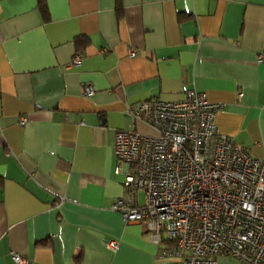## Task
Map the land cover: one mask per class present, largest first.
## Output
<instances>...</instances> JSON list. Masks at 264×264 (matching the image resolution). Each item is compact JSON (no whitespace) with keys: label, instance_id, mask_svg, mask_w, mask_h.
I'll use <instances>...</instances> for the list:
<instances>
[{"label":"crops","instance_id":"obj_1","mask_svg":"<svg viewBox=\"0 0 264 264\" xmlns=\"http://www.w3.org/2000/svg\"><path fill=\"white\" fill-rule=\"evenodd\" d=\"M39 1L0 0V264H163L110 208L124 195L115 131L153 133L127 107L192 88L264 157V0H43L47 18Z\"/></svg>","mask_w":264,"mask_h":264},{"label":"built area","instance_id":"obj_2","mask_svg":"<svg viewBox=\"0 0 264 264\" xmlns=\"http://www.w3.org/2000/svg\"><path fill=\"white\" fill-rule=\"evenodd\" d=\"M128 55L134 57L135 50ZM82 58L76 54L71 64ZM94 91L85 84L82 95ZM220 107L189 88L179 100L146 99L127 107L153 133L115 131L114 173L124 172V195L110 208L124 222L143 224L163 264H218L220 256L264 264V157L252 156L219 131ZM106 246L116 250L118 243L108 240ZM12 259L29 264L17 253Z\"/></svg>","mask_w":264,"mask_h":264},{"label":"trees","instance_id":"obj_3","mask_svg":"<svg viewBox=\"0 0 264 264\" xmlns=\"http://www.w3.org/2000/svg\"><path fill=\"white\" fill-rule=\"evenodd\" d=\"M39 7H40V11H41L43 17L47 18V9H46V5H45L43 0L39 1Z\"/></svg>","mask_w":264,"mask_h":264},{"label":"rangeland","instance_id":"obj_4","mask_svg":"<svg viewBox=\"0 0 264 264\" xmlns=\"http://www.w3.org/2000/svg\"><path fill=\"white\" fill-rule=\"evenodd\" d=\"M142 193V192H141ZM140 194V193H139ZM142 200H143V194H142V196L140 197V202H142Z\"/></svg>","mask_w":264,"mask_h":264}]
</instances>
